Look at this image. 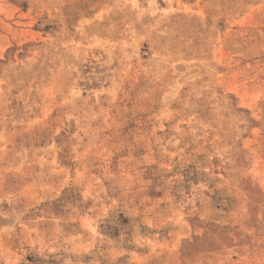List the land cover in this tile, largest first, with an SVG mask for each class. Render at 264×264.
Masks as SVG:
<instances>
[{
	"label": "rangeland",
	"instance_id": "rangeland-1",
	"mask_svg": "<svg viewBox=\"0 0 264 264\" xmlns=\"http://www.w3.org/2000/svg\"><path fill=\"white\" fill-rule=\"evenodd\" d=\"M0 264H264V0H0Z\"/></svg>",
	"mask_w": 264,
	"mask_h": 264
}]
</instances>
